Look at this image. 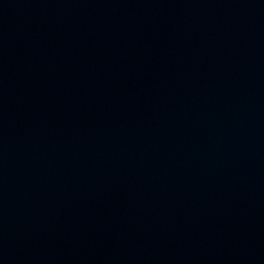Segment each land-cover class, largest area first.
<instances>
[{
  "label": "water",
  "instance_id": "1",
  "mask_svg": "<svg viewBox=\"0 0 264 264\" xmlns=\"http://www.w3.org/2000/svg\"><path fill=\"white\" fill-rule=\"evenodd\" d=\"M0 264H264V0H0Z\"/></svg>",
  "mask_w": 264,
  "mask_h": 264
}]
</instances>
